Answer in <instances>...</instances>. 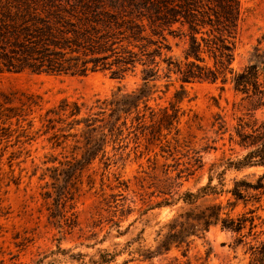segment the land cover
I'll return each mask as SVG.
<instances>
[{
    "label": "rangeland",
    "instance_id": "obj_1",
    "mask_svg": "<svg viewBox=\"0 0 264 264\" xmlns=\"http://www.w3.org/2000/svg\"><path fill=\"white\" fill-rule=\"evenodd\" d=\"M240 9L232 62L236 71L247 64L264 34V0H240ZM168 43L170 55H182L184 38L168 35ZM141 68L137 65L121 81L101 71L86 76L3 73L0 90L18 87L39 94L43 113L62 97L90 103L108 96L117 85L134 89L141 82ZM171 79L165 91L167 78L161 75L151 106L167 105L180 83L175 75ZM184 87L188 95L181 102L179 134L163 130L151 143L145 136L136 140L130 135L120 149L108 145L105 156L99 155L88 170L71 179L74 199L63 210L47 194L51 189L47 167L57 165L52 159L55 155L61 159L59 149L53 151L47 134L36 131L38 119L36 133L28 137L0 133V264H259L253 247L264 243V190H251L255 198L240 200L230 212L233 217H254L253 228L249 220L241 232L211 226L206 242L192 237L186 255L185 248L172 247L147 257L164 223L192 208L178 199L182 192H195L209 177L218 188L222 182L224 190L231 189L234 180L255 183L264 172L261 166L228 167L229 161L248 151L245 142L263 125L264 106L253 109L229 80L194 81ZM197 157L201 162L194 160ZM229 197L224 193L218 199L225 205ZM210 200L203 196L197 206ZM165 201L170 204H159Z\"/></svg>",
    "mask_w": 264,
    "mask_h": 264
},
{
    "label": "trees",
    "instance_id": "obj_2",
    "mask_svg": "<svg viewBox=\"0 0 264 264\" xmlns=\"http://www.w3.org/2000/svg\"><path fill=\"white\" fill-rule=\"evenodd\" d=\"M240 19V0H0V74L86 76L101 71L121 81L128 71L142 67L141 82L134 89L117 85L108 96L90 103L62 97L43 113H39L43 103L39 94L18 87L0 90V133L5 137L47 134L50 148L59 149L61 157L55 155L52 162L57 165L47 167L51 171L47 194L58 208L70 207L74 191L69 182L99 155L105 156L108 145L120 149L130 135L136 140L145 136L151 143L161 138L163 130L179 134L181 102L188 95L184 83L229 80L253 109L264 106V34L243 69L232 67ZM168 35L184 38L181 56L168 53ZM161 75L167 78L165 91L172 75L180 83L167 105L156 108L150 101L159 90ZM36 118L40 126L33 131ZM245 143L248 151L229 161L228 167H264V123ZM194 160L201 162L200 157ZM89 177L93 180V175ZM263 179L264 172L255 183L234 180L233 187L224 190L222 182L218 188L209 177L195 192H182L178 199L192 208L164 223L147 257L172 247L185 248L186 255L192 237L206 242L211 226L241 232L249 220L253 228L254 217H233L230 212L240 200L255 198L251 190H264ZM224 193L231 196L225 205L218 199ZM203 196L211 200L198 207L197 200ZM253 248L257 262L264 264V243Z\"/></svg>",
    "mask_w": 264,
    "mask_h": 264
}]
</instances>
